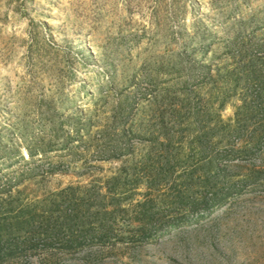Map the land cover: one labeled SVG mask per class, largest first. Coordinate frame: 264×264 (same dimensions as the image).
<instances>
[{"label": "rangeland", "instance_id": "374dc122", "mask_svg": "<svg viewBox=\"0 0 264 264\" xmlns=\"http://www.w3.org/2000/svg\"><path fill=\"white\" fill-rule=\"evenodd\" d=\"M0 142V264H264V0H0Z\"/></svg>", "mask_w": 264, "mask_h": 264}, {"label": "trees", "instance_id": "16d2710c", "mask_svg": "<svg viewBox=\"0 0 264 264\" xmlns=\"http://www.w3.org/2000/svg\"><path fill=\"white\" fill-rule=\"evenodd\" d=\"M72 107V103H70L69 105L66 106V109H70ZM242 109L245 110V113H247L245 106L242 107ZM47 110H51V106L48 105ZM69 116L67 118L72 119L73 120V128L68 130V134L71 133H75V135H78V127L77 125L79 124V118H78V113L73 112L68 114ZM45 121L49 123V125H51V131H50V136L52 138H58L60 133H63L61 124L59 122H57L56 119V115L54 113H52L51 115H46L45 116ZM235 131L237 133H239L238 129H235ZM78 137V136H77ZM67 138H69V136H67ZM40 144H38L39 146H37V150L36 152H32L29 148V150H27V154L28 157H33L36 154H45L47 152H50L51 150L53 151V146L51 145V140H48L45 142L44 139L40 140L39 142ZM34 145H37L36 143ZM2 150V146H1V142H0V151ZM228 159V158H225ZM248 181V180H245ZM228 187L226 188L225 193H218L215 189L217 187V183L215 182V179H205L202 188L207 192V195L205 196H194L191 198V200H188L185 203V209L187 211H191L192 216L191 219H187V220H181V221H176V222H170L168 223V229L167 230H162L163 227L158 228V231H155V233L153 234H148L145 236L144 240L146 242H150L155 240L156 238H158V236L163 235L164 233L168 232V230L171 229H176L179 227H183L186 225H189L191 223H195L198 220L204 218L205 216H208L209 214H211L214 210H216L217 208H219L220 206L225 205L226 203H232L234 202V200L236 199V197L238 196V189L237 187L231 185L230 182H227ZM181 203H183L181 201ZM143 205V204H142ZM142 217L140 218L139 221V231H143L145 229V227L147 225L152 224V217L149 216L147 214L146 211L142 212ZM76 213L71 211L69 214H64V219L61 222H53L50 223L49 218L46 219L45 221L42 222V226L44 228L42 234L40 235H45L46 237H48L49 239H55L59 232H61L62 230H68L70 231L72 228V220L75 219ZM103 217H105L106 215H108V212L104 211L101 214ZM17 220L14 224V227L17 231H19L20 229H25L28 230L30 233H35L34 231H36L35 229H33L34 225H35V216L29 215L27 216V218L24 219H20ZM41 227V226H40ZM39 235V236H40ZM38 237V236H37ZM100 241H102V238H100ZM77 246V245H76ZM11 253H13V250L8 251L6 254H2L4 256H11ZM0 257H2L0 255Z\"/></svg>", "mask_w": 264, "mask_h": 264}]
</instances>
